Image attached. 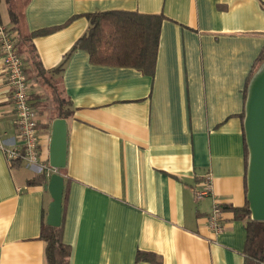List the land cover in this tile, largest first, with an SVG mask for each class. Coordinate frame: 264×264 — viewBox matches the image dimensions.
<instances>
[{"label": "crops", "instance_id": "0c3cea01", "mask_svg": "<svg viewBox=\"0 0 264 264\" xmlns=\"http://www.w3.org/2000/svg\"><path fill=\"white\" fill-rule=\"evenodd\" d=\"M17 1L15 24L12 0H1L0 26L19 45L47 165L55 120L45 79L71 101L61 174L70 264H245L247 222L234 209L247 205L243 114L264 52V0ZM113 11L163 17L152 74L74 49L89 15ZM29 46L43 72L63 70L39 76ZM0 136L20 143L1 53ZM53 174L0 150V264H47L40 235ZM207 177L212 194L197 200ZM215 204L220 234L208 225Z\"/></svg>", "mask_w": 264, "mask_h": 264}, {"label": "trees", "instance_id": "16d2710c", "mask_svg": "<svg viewBox=\"0 0 264 264\" xmlns=\"http://www.w3.org/2000/svg\"><path fill=\"white\" fill-rule=\"evenodd\" d=\"M10 14L13 23L18 24V15L12 6L10 7ZM88 18L90 28L87 34L77 41L74 49L87 51L91 61L95 64L132 67L145 74L154 72L160 28L163 21L162 16L113 11L91 14ZM30 40V38L26 39L28 42ZM17 48L20 56H22L18 43ZM29 53V61L39 76L44 77L63 70L64 65L62 64L56 71L43 72L35 50L31 49L30 46ZM263 63L264 52L259 57L258 66L260 67ZM45 81L52 89L50 94L53 109L52 120L68 119L72 116L71 101L59 90L56 82L53 83L52 79L51 81L45 79ZM244 117L245 113L243 119ZM38 127L40 128L39 125ZM63 170H59V173L62 174ZM39 179H46L45 173H42ZM234 212L247 222L245 264H264V222L251 220L248 201L244 209H234ZM40 238L45 242L47 264H70L72 249L63 240V213L60 227L43 224ZM137 261L153 262L154 258L151 254L139 252Z\"/></svg>", "mask_w": 264, "mask_h": 264}, {"label": "water", "instance_id": "95a60500", "mask_svg": "<svg viewBox=\"0 0 264 264\" xmlns=\"http://www.w3.org/2000/svg\"><path fill=\"white\" fill-rule=\"evenodd\" d=\"M244 131L249 153L247 173V201L251 219L264 222V63L252 77L247 91ZM49 163L56 170L67 163V123L57 119L53 123ZM51 193L47 224L60 227L63 213L64 177L54 173L46 186Z\"/></svg>", "mask_w": 264, "mask_h": 264}, {"label": "built area", "instance_id": "2783aa9c", "mask_svg": "<svg viewBox=\"0 0 264 264\" xmlns=\"http://www.w3.org/2000/svg\"><path fill=\"white\" fill-rule=\"evenodd\" d=\"M0 53L3 57L6 80L12 89L13 106L17 115V131L20 143L9 145L0 136V150L12 164L26 162L30 167L39 172L49 171L58 173L59 170L51 168L42 161L41 157V132L38 127V112L31 103V94L25 74V64L20 56L11 30L0 26ZM212 194V184L209 177L196 191V199L203 200ZM208 225L215 234L223 232L222 210L215 204L209 218Z\"/></svg>", "mask_w": 264, "mask_h": 264}, {"label": "rangeland", "instance_id": "374dc122", "mask_svg": "<svg viewBox=\"0 0 264 264\" xmlns=\"http://www.w3.org/2000/svg\"><path fill=\"white\" fill-rule=\"evenodd\" d=\"M11 5H12L13 10H15V11H17L19 9V3L17 0H12Z\"/></svg>", "mask_w": 264, "mask_h": 264}]
</instances>
